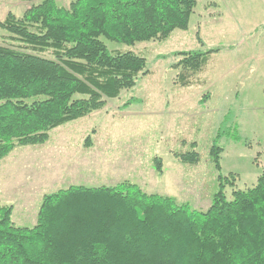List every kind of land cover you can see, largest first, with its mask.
I'll return each mask as SVG.
<instances>
[{"label":"trees","instance_id":"trees-1","mask_svg":"<svg viewBox=\"0 0 264 264\" xmlns=\"http://www.w3.org/2000/svg\"><path fill=\"white\" fill-rule=\"evenodd\" d=\"M24 1L31 7L21 18L9 13L0 22L12 41L0 45V161L47 143L51 131L102 110L149 73L146 58L110 50L103 39L167 40L188 30L197 7V0H75L68 8ZM212 52L175 53L180 86L191 85ZM222 151L210 150L219 171ZM177 157L199 162L195 150ZM154 163L161 174L162 160ZM219 181L205 211L127 181L47 194L32 227L16 226L13 206L0 203V264H264V172L230 198V180Z\"/></svg>","mask_w":264,"mask_h":264},{"label":"rangeland","instance_id":"rangeland-1","mask_svg":"<svg viewBox=\"0 0 264 264\" xmlns=\"http://www.w3.org/2000/svg\"><path fill=\"white\" fill-rule=\"evenodd\" d=\"M73 1L57 3L68 8ZM30 7L0 0V22L9 13L21 18ZM103 40L110 50L146 58L149 73L102 110L51 131L47 143L19 147L0 161V203L13 206L16 226H34L43 197L72 185L127 181L205 211L219 176L230 180L228 198L256 183L264 172V0H197L188 30L167 40L135 46ZM9 44L0 28V45ZM184 51H214L188 87L179 85L174 67L175 53ZM213 146L223 150L221 171ZM193 150L198 163L178 159Z\"/></svg>","mask_w":264,"mask_h":264}]
</instances>
